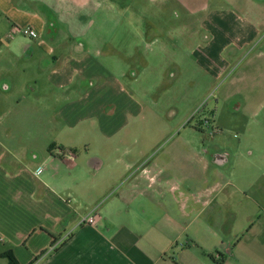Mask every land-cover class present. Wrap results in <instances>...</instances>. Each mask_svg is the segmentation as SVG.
I'll use <instances>...</instances> for the list:
<instances>
[{"label":"crops","instance_id":"obj_1","mask_svg":"<svg viewBox=\"0 0 264 264\" xmlns=\"http://www.w3.org/2000/svg\"><path fill=\"white\" fill-rule=\"evenodd\" d=\"M120 1L124 0H0L10 21L9 36L14 26L22 25L46 33L54 44L64 37L58 42V50L53 45L45 53L50 63L47 67L53 68L48 81L62 91L58 96L64 102L70 99L71 89H78L76 81L86 77L89 69H94L92 76H105L107 85L118 87L116 83L129 75L138 80L144 73L146 78L148 70L155 69L152 53H163L164 65L178 64L171 59L175 56L171 50L174 46L163 39L165 33L151 34L147 20L142 37L135 35L139 41L134 45L115 44L112 39L102 42L103 33L95 26L128 11L129 5ZM140 1L147 9L175 1L189 17H194L204 12L211 0ZM239 23L233 13L204 18L203 26L212 31V38L205 48L192 51L193 63L214 67L220 61L222 65L225 62L220 53L233 45L243 50L258 31L254 25ZM51 31L57 33L50 35ZM29 50L35 52L32 46ZM137 62L141 64L138 74L131 70ZM11 89L8 78L0 79L1 91ZM60 109L78 122L84 117L80 109ZM41 114L45 111H38L36 116ZM9 115L19 113L0 109V124L1 117ZM87 115L97 118L95 113ZM209 121L210 118L201 120L196 127L204 130ZM34 132L44 133V126H35ZM28 141L21 139L12 125H0V246L6 245L3 235L10 229L36 227L31 220L51 228V242L44 240L42 247L33 249L35 257L72 232L53 252L28 264H264V185L257 178L248 188L252 194L243 190V171L227 169L231 157L222 151L213 152L205 142H175L161 153V159L150 158L149 151L140 152V157L125 158L117 143L112 174L101 176L106 189L100 193L99 184H86L81 174L67 176L59 188V180L49 175L47 168L51 166L56 174L67 166L75 171L82 165L80 157L56 143L45 146L47 153L41 154L27 145L33 139ZM186 153L192 162L181 164ZM89 164L90 169H101L105 161L95 158ZM40 167H44L42 173H38ZM109 193L112 196L99 204L101 197ZM243 196L250 205L244 209ZM81 204H86L85 211ZM96 208L98 228L78 227L79 220ZM61 228L64 233H59ZM12 236L22 239L26 233L17 231ZM7 251L14 254L12 249L0 248V252Z\"/></svg>","mask_w":264,"mask_h":264},{"label":"rangeland","instance_id":"obj_2","mask_svg":"<svg viewBox=\"0 0 264 264\" xmlns=\"http://www.w3.org/2000/svg\"><path fill=\"white\" fill-rule=\"evenodd\" d=\"M120 3L129 5V10L120 12L117 19L105 18L95 26L103 33L102 42L112 39L115 44L134 45L142 37L147 20L151 34L165 33L163 39L174 46L171 50L175 56L171 59L178 64L164 65L163 53H152L155 69L148 70L146 78L141 74L138 80L129 75L116 83L118 87L107 85L105 76L103 79L92 76L94 69H89L86 77L76 81L78 89H71L70 99L64 102L58 96L62 91L50 86L48 75L53 68L47 67L50 63L45 58L47 47L54 45L58 50V42L64 37H59L55 44L40 31H36V39L21 33L10 38V21L0 2V79L8 78L12 82L9 92L0 90V109L19 113V116L1 117L0 125H12L24 141L33 139L27 145L41 154L47 153L51 143H56L80 157L82 165L75 171L67 166L56 174L51 166L47 168L49 175L59 180V188L64 186L62 180L67 176L81 174L82 180L87 179L86 184L95 181L100 193L104 192L106 182L100 178L112 174L114 158L118 156L114 148L117 143L125 158L140 157L143 151L151 152L150 158H160L173 143L186 140L205 142L213 152L228 154L231 162L226 168L237 173L243 171V190H248L257 178L264 185V0H211L208 8L194 17H189L175 1L150 9L140 0ZM227 13L236 15L240 25H254L258 35L241 51L233 45L220 53L225 64L218 61L214 67H203L193 63L192 51L205 48L212 38V31L203 26V19ZM94 30L93 27L90 33ZM53 32L57 33L51 31L50 35ZM31 46L34 53L29 50ZM139 66L137 62L131 70L138 74ZM234 80L237 82L232 84ZM64 106L70 111L80 109L83 119L78 122L75 116L63 113L60 108ZM42 110L45 114L36 116ZM90 113L97 114V118L87 115ZM209 118L211 121L204 125V130L196 127L201 120ZM38 124L44 126V133L39 135L34 132ZM128 150L130 153L126 155ZM188 154L179 161L181 164L192 162ZM95 158L105 161L103 168L90 169L89 163ZM110 193L102 196L99 204L103 205L112 196ZM247 201L243 196V209L250 206ZM81 208L85 211L86 204H81ZM30 223L36 227L10 229L11 232L3 235L6 245L0 246L12 249L20 264L34 260L33 249L42 247L44 240L51 242V228L42 227L35 220ZM63 230L59 233H64ZM17 231L26 236L22 239L12 236ZM0 264H9L8 259H2Z\"/></svg>","mask_w":264,"mask_h":264},{"label":"built area","instance_id":"obj_3","mask_svg":"<svg viewBox=\"0 0 264 264\" xmlns=\"http://www.w3.org/2000/svg\"><path fill=\"white\" fill-rule=\"evenodd\" d=\"M18 33H21L24 36H28L32 39L38 38L37 32L34 31L32 28H29V27L19 28V27H15V26L12 28V31L10 33L11 34L10 37L13 38ZM43 170H44V167H40L38 169V173H42ZM98 221H99L98 208H96L89 215H87V216H85L79 220L78 227H81L84 225H89V226H93L95 228H98ZM71 233L72 232L68 233L65 237H63L58 242H56V244L53 245L49 251L46 252V255L53 252L56 249L57 245H60L64 241H66L67 238H69L71 236Z\"/></svg>","mask_w":264,"mask_h":264},{"label":"trees","instance_id":"obj_4","mask_svg":"<svg viewBox=\"0 0 264 264\" xmlns=\"http://www.w3.org/2000/svg\"><path fill=\"white\" fill-rule=\"evenodd\" d=\"M52 146H53V145H52ZM52 146L49 148L50 152H52V149H53ZM51 247H52V246H51ZM46 252H47V251L42 252L39 256H37V257L35 258V260L40 259L42 256L45 255ZM2 259H8L9 264H19L18 260L16 259L15 255L13 254L12 251L0 252V261H1Z\"/></svg>","mask_w":264,"mask_h":264}]
</instances>
